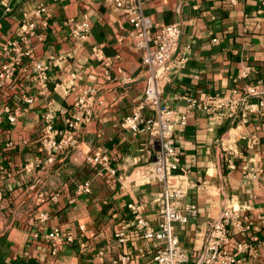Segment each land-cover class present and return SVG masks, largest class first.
Wrapping results in <instances>:
<instances>
[{
  "label": "crops",
  "instance_id": "0c3cea01",
  "mask_svg": "<svg viewBox=\"0 0 264 264\" xmlns=\"http://www.w3.org/2000/svg\"><path fill=\"white\" fill-rule=\"evenodd\" d=\"M39 7L46 11L42 17L33 14ZM144 12L158 25L178 22L181 28L178 54L186 61L169 75L161 98L185 115L183 124L175 123L173 139L183 177L195 183L181 204H194L197 214L175 226L190 256L186 264H194L208 225L227 207L249 224L244 230L228 226L229 252L239 243L251 247L235 264H264V108L250 110L256 100L244 95L253 85L264 89V0H150ZM25 18L35 20L45 37L31 40V55L0 90V264H111L123 253L130 264H153L151 241L132 229L128 207L132 203L152 225L160 219L161 184L143 178L158 143L121 125L142 101L144 85L141 53L127 35V11L104 0H0V67L7 60L2 46L15 39ZM68 18L87 21L86 39L69 34L63 24ZM37 61L45 65L43 83L34 79ZM58 82L69 91L54 90ZM202 93L244 99L232 116L188 109L184 97ZM81 94L88 99V120L70 135L62 133ZM47 112L56 138L74 139L61 153L50 155L42 146ZM97 149L112 160L113 178L83 161ZM84 181L90 192L77 195ZM52 229L72 241L49 257L41 236ZM119 231L127 241L105 251Z\"/></svg>",
  "mask_w": 264,
  "mask_h": 264
},
{
  "label": "built area",
  "instance_id": "2783aa9c",
  "mask_svg": "<svg viewBox=\"0 0 264 264\" xmlns=\"http://www.w3.org/2000/svg\"><path fill=\"white\" fill-rule=\"evenodd\" d=\"M150 0H104V2L114 8H124L127 11V20L131 29L127 33L134 41V46L141 53V63L143 71V93L142 101L135 107L134 111L126 115L121 125L131 131H144L154 137L158 143V151L149 162L144 171L143 178L146 181H157L161 184V197L159 214L160 219L156 225H152L144 219L136 210L132 203L128 204L134 212L133 230L140 233L145 239L151 241L153 264H186L189 261V254L181 247L175 233V226L184 224L188 219L197 214L194 204H181L188 187L194 185L184 179V169L180 166V150L176 147L173 139L175 123L183 124L184 114H178L165 103L161 98L163 87L168 81L169 75L184 67L186 58L178 54L181 28L178 22L165 25H158L144 12V5ZM7 8V7H6ZM36 17L46 14L44 7H39L33 11ZM44 23V22H43ZM69 34L77 39H86L89 35V24L85 19L77 20L68 18L63 21ZM45 34L37 30L35 20L25 18L19 26L15 39L8 40L2 46V50L7 60L0 67V90L10 81L18 66L25 56L31 55L29 45L31 40H43ZM98 52L99 47H93ZM97 54V53H95ZM105 65H110V60H105ZM36 70L34 79L37 83L45 80V65L34 62ZM63 89L65 93L69 88L64 82H58L55 89ZM86 94V93H85ZM81 94L73 104L72 113L65 119L66 127L62 133H69L77 130L81 124L85 123L89 117V107L87 97ZM245 97L252 95L255 102L249 104L250 110L264 108V89L256 85L249 87L244 94ZM186 107L188 109H205L212 113H226L228 116L234 115L242 99H231L218 93L204 94L198 97L185 96ZM29 102L28 98H25ZM148 114H144L143 111ZM9 121H14V115L8 117ZM52 115L47 112L43 115L44 134L41 137L43 148L50 154L61 153L69 145L74 143L73 138L67 136L57 139L54 134ZM255 139H251L254 143ZM83 161L98 169L100 174H106L113 178L115 168L108 155L100 150H94L84 156ZM90 192L89 181L78 184L75 188L77 195ZM39 220L47 218L45 212L38 215ZM229 225H234L238 230H244L249 224H244L239 215L232 207H227L208 225L202 249L194 256V264H235L239 260V255L245 249H251L249 243H239L234 252H229L226 244L229 240ZM39 231L34 233L35 238H39ZM42 239L48 246V255L53 257L59 251L61 245L72 241L71 235H63L58 229H52L42 234ZM128 235L121 231L114 233L112 241L105 246V251H111L126 242ZM257 237H253L256 240ZM264 240V234H262ZM131 257L128 254H118L111 264H130Z\"/></svg>",
  "mask_w": 264,
  "mask_h": 264
}]
</instances>
